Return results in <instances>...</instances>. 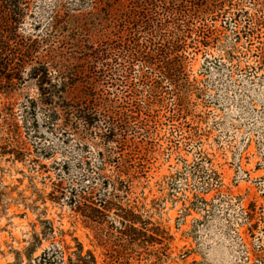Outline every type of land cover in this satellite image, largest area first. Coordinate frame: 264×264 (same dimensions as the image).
Here are the masks:
<instances>
[{"label": "rangeland", "instance_id": "1", "mask_svg": "<svg viewBox=\"0 0 264 264\" xmlns=\"http://www.w3.org/2000/svg\"><path fill=\"white\" fill-rule=\"evenodd\" d=\"M26 1L19 33L39 25L56 61L114 50L73 61L95 127L31 106L36 62L0 73V264L78 263V243L85 264L88 252L96 264H264V0ZM95 172L97 198L139 222L96 225L73 209Z\"/></svg>", "mask_w": 264, "mask_h": 264}, {"label": "trees", "instance_id": "2", "mask_svg": "<svg viewBox=\"0 0 264 264\" xmlns=\"http://www.w3.org/2000/svg\"><path fill=\"white\" fill-rule=\"evenodd\" d=\"M112 1L118 0H104L106 5H109ZM130 1H146L150 2L151 0H126ZM77 2L78 7L81 8L82 5ZM27 1L26 0H0V73L3 71L7 72V74H17L23 72L22 70L26 66L28 62H36L38 66L32 67L31 75L37 78V85L39 88V100H31L32 107H63L61 110H53V116L55 118H59L61 114H63L64 121H70L71 114H74V117L83 122L86 127H95L94 126V115L93 112L88 108L90 105L95 106L96 97L94 95V91H90L87 87L84 86L81 78L77 77L81 76L84 72H74L73 67L76 65L75 60H78V57H62V61H56V57L60 56L59 54L54 55L52 51L48 53V51L44 50L42 43L39 39V34L36 30L39 29V25L35 27L34 34L30 36L21 35L20 24L23 20V16L26 15L27 12ZM53 10L52 25L51 27L55 29L57 23V16L60 15V11ZM55 8V9H56ZM86 46V45H85ZM106 44L100 45L98 48L92 49L88 52H83L84 57L81 59L82 66L93 65V63L104 64L103 62H107V60L112 59L110 57V51L114 50L110 47H107L104 50ZM45 51L47 53L39 57L41 53ZM179 50L176 49L174 53H177ZM14 58V60L11 59ZM49 58L50 61H46V58ZM142 61L152 64L150 59H146L143 55L135 54L132 59L142 58ZM45 60V61H44ZM78 60V63H79ZM139 60V59H138ZM169 60V59H168ZM74 61V62H73ZM14 62L18 67H14L15 65L10 66ZM77 63V64H78ZM50 66L57 68V75L53 76L52 71L50 70ZM78 65H76L77 67ZM81 66V65H80ZM160 71L162 75L172 84H176V76L177 70L174 65H171L169 61L163 63V66L160 67ZM19 75V74H18ZM21 77V75H20ZM21 80L20 78H18ZM10 83L9 86H13V79H8ZM7 83V82H6ZM97 84V83H96ZM94 90V88H93ZM74 107L75 112L70 113L69 109L64 107ZM61 118V117H60ZM100 137L104 138L107 142H114L115 136L109 137V135L104 134L100 135ZM100 173L95 172L92 176H85L84 180L89 181L91 183V189L87 192L84 191L81 193L79 197V201L71 200V205L73 209L81 214L85 220L88 222L94 223L96 225H102L103 219L105 216H108L109 213H114L115 216L120 217L123 221L130 222L135 224L140 221V216L134 213L132 210H126L123 214H121L116 209L119 208L117 204L113 202V197H108L110 194H103L97 198L96 194V186L98 183L97 179H100ZM107 186V183L103 182L102 186ZM90 195V197L88 196ZM93 195V196H91ZM93 197V198H91ZM38 240V239H37ZM78 250L75 252L77 256V262L73 263L71 260L69 264H85L84 261L86 259L82 256L83 247L78 243ZM48 253H44V255L39 259V264H45L43 261L46 259L45 257ZM51 258L54 259L53 254H51ZM88 255L92 258V263H95V258L91 252H88ZM53 260H48V264H53ZM63 264V261L60 263Z\"/></svg>", "mask_w": 264, "mask_h": 264}]
</instances>
